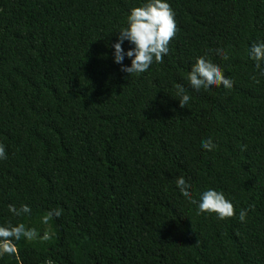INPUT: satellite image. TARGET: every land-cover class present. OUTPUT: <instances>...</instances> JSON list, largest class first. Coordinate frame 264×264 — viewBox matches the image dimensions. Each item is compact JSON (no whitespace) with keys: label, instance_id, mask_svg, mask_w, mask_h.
Listing matches in <instances>:
<instances>
[{"label":"trees","instance_id":"16d2710c","mask_svg":"<svg viewBox=\"0 0 264 264\" xmlns=\"http://www.w3.org/2000/svg\"><path fill=\"white\" fill-rule=\"evenodd\" d=\"M168 2V54L127 76L108 45L141 0H0V224L36 229L17 242L23 264H264V76L247 54L264 41V0ZM198 56L233 87L192 89ZM179 176L197 199L211 186L249 209L245 222L197 215Z\"/></svg>","mask_w":264,"mask_h":264},{"label":"clouds","instance_id":"9594fccd","mask_svg":"<svg viewBox=\"0 0 264 264\" xmlns=\"http://www.w3.org/2000/svg\"><path fill=\"white\" fill-rule=\"evenodd\" d=\"M177 32L175 22V12L171 8L168 0H141L138 6H133L128 10L125 23L115 34L114 42L108 46L111 49L112 62L119 66V71L127 76L145 73L150 66L162 62L164 56L169 52V42ZM127 43L128 47L124 45ZM216 54L224 59H228V54L223 49L216 50ZM248 58L255 62L254 66L259 70V74L264 76V41L252 42L248 48ZM125 59L129 62L124 63ZM189 86L199 91L201 89L210 90L219 86L231 89L233 82L229 76H225L223 69L217 63L205 56H198L191 64L186 76ZM175 93L179 97L178 106L184 108L191 97L181 84L175 85ZM212 138L202 139L200 147L207 152L216 148ZM243 150V146H241ZM7 159L4 144L0 143V161ZM175 187L180 195L191 204L196 205L197 215L215 214L218 220L231 218L238 215L241 223L245 222L249 209H241L238 214L234 210L233 202L226 198L223 191L208 186L199 191L198 199L193 195V185L179 176L175 180ZM7 211L13 217H20L22 214H29L31 208L27 204H21L17 208L14 204H8ZM62 209L59 207L50 209L41 217V223L47 224L50 218L60 217ZM37 235L36 229L26 227L24 223H12L6 221L0 224V257L10 256L15 258L16 264H23V260L18 251L17 242L23 238L25 241L32 240ZM47 239L45 235L43 237ZM45 264H53L47 260Z\"/></svg>","mask_w":264,"mask_h":264}]
</instances>
